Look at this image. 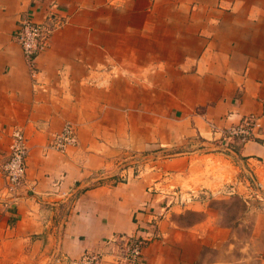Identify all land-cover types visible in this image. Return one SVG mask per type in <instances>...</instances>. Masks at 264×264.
<instances>
[{
  "label": "crops",
  "instance_id": "1",
  "mask_svg": "<svg viewBox=\"0 0 264 264\" xmlns=\"http://www.w3.org/2000/svg\"><path fill=\"white\" fill-rule=\"evenodd\" d=\"M26 18L49 35L32 64ZM247 116L262 128L234 151ZM67 124L77 145L50 149ZM16 128L27 170L7 208ZM245 174L264 190V0H0V264H124L121 237L145 241L137 264H264V207L238 247L210 202L250 195Z\"/></svg>",
  "mask_w": 264,
  "mask_h": 264
},
{
  "label": "built area",
  "instance_id": "2",
  "mask_svg": "<svg viewBox=\"0 0 264 264\" xmlns=\"http://www.w3.org/2000/svg\"><path fill=\"white\" fill-rule=\"evenodd\" d=\"M16 37L26 59L32 64L47 46L49 35L42 26L26 18L20 21ZM261 128L259 119L254 116H247L239 124L227 129L224 137L227 143L234 138H238L245 144L249 141H255ZM77 143L78 138L75 128L73 125L67 124L61 132L53 136L49 148L64 152L69 147L76 146ZM27 158L28 147L25 134L22 129L16 128L11 134L9 157L1 168L6 182L4 189L6 200L3 203L7 208L11 203L17 201L18 191L26 177ZM117 243L118 254L116 260L118 263L137 264L139 262L145 241L132 237H121L117 240ZM71 264H102V262L100 255L86 253L79 260L71 262Z\"/></svg>",
  "mask_w": 264,
  "mask_h": 264
},
{
  "label": "rangeland",
  "instance_id": "3",
  "mask_svg": "<svg viewBox=\"0 0 264 264\" xmlns=\"http://www.w3.org/2000/svg\"><path fill=\"white\" fill-rule=\"evenodd\" d=\"M134 156H132V159H129L131 163H129L128 165H132L133 168L134 164L136 163L137 165H139L140 163L135 162V160L133 159H137V157L133 158ZM128 159V158H127ZM138 160H140L138 158ZM143 160V162H145L146 164H148L147 162L151 160V154H145L143 155L141 161ZM135 164V165H136ZM120 164H117V168L119 167ZM128 165L127 162H124L123 164L120 165V169L123 170L124 168L128 169ZM120 172L116 173L114 175V180H124V177H121L119 174ZM138 174V173H136ZM107 179H104L102 177L101 174L98 175V177H96L94 180L90 181L89 185L87 186V188L93 187V186H97L100 184H103ZM242 180H248L249 181V186L248 189H250V195H248L247 197H244L246 194H244V196H240L239 197L243 198V203H239L237 201L234 200H230L229 202H222L219 201V199H212L210 200L212 206L214 208H216L217 210L220 211L221 216H222V223L224 224H229V225H235V229H236V243L238 247H241L247 243L250 242V236H251V226H252V217L250 215H248V208H254V210L259 209V208H263L264 207V190L262 188V185L259 184L258 179L253 176V175H249V174H245L244 176H242ZM227 192L232 193L233 190L228 189V190H224ZM244 191V189H243ZM237 194V193H236ZM235 193H233L231 196L235 195ZM234 197V196H233ZM218 198V197H217ZM245 203V205H244ZM244 207H246L244 209ZM264 241V239H259L258 243L255 245V248H257L260 245H262V242ZM256 254V253H255ZM230 258V257H229ZM257 257V255L253 256V264H260V259ZM233 259V258H231Z\"/></svg>",
  "mask_w": 264,
  "mask_h": 264
},
{
  "label": "trees",
  "instance_id": "4",
  "mask_svg": "<svg viewBox=\"0 0 264 264\" xmlns=\"http://www.w3.org/2000/svg\"><path fill=\"white\" fill-rule=\"evenodd\" d=\"M241 145H243V143H242L238 138H234V139H232V140H230V141L228 142V146H230L231 149H233L234 151H238V149H239V147H240ZM233 200H234V201H237V202H239V203H243V202H244V201H243V198H241V197H239V196L235 197ZM244 205H245V203H244ZM245 208H246V207H244V209H245Z\"/></svg>",
  "mask_w": 264,
  "mask_h": 264
}]
</instances>
